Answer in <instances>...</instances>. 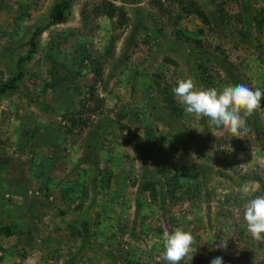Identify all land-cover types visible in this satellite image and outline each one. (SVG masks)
Listing matches in <instances>:
<instances>
[{
    "label": "rangeland",
    "instance_id": "374dc122",
    "mask_svg": "<svg viewBox=\"0 0 264 264\" xmlns=\"http://www.w3.org/2000/svg\"><path fill=\"white\" fill-rule=\"evenodd\" d=\"M59 1L0 0V83L23 73L0 98V227L16 234L0 237V264H167L163 233L178 228L193 258L264 264L240 193L261 192L264 98L237 137L172 92L204 87L200 67L218 91H264V0H78L51 26Z\"/></svg>",
    "mask_w": 264,
    "mask_h": 264
},
{
    "label": "clouds",
    "instance_id": "9594fccd",
    "mask_svg": "<svg viewBox=\"0 0 264 264\" xmlns=\"http://www.w3.org/2000/svg\"><path fill=\"white\" fill-rule=\"evenodd\" d=\"M172 92L177 102L183 107L185 115H191L197 120L206 119L209 127L223 128L239 137L240 130L245 125L244 117L254 114L262 106L264 91L253 90L241 83L225 86L222 91L214 87L198 86L193 78L179 79ZM257 189L254 182L245 181L240 187L244 204L243 219L247 232L257 240L264 239V195L254 196ZM163 251L161 259L167 264H181V261H191L192 245L195 242L191 232L176 229L169 233L165 231L162 237ZM227 241L221 239L210 250L227 249ZM211 264H224L222 257H215Z\"/></svg>",
    "mask_w": 264,
    "mask_h": 264
},
{
    "label": "trees",
    "instance_id": "16d2710c",
    "mask_svg": "<svg viewBox=\"0 0 264 264\" xmlns=\"http://www.w3.org/2000/svg\"><path fill=\"white\" fill-rule=\"evenodd\" d=\"M77 1L78 0H60L59 2H57L55 4V6L52 8V13L50 15L49 25L53 26V25H57L59 22H63L68 16H70L72 14V8ZM110 7L111 8H109V9L107 8L108 18L114 19V17H116V15H119L118 20H119L121 25H124L127 22V19H126V16L124 15V13L120 12L119 9L114 8L112 5H110ZM196 11H199V10H196ZM83 15H86V14L83 13ZM256 23H257L259 28L262 27V25H263L262 20L261 21L256 20ZM42 32H43V29H41V28L34 32L33 39L30 42L31 47H32V52H31L30 56L28 57V59H31V57L34 53V50L36 49V46H37L36 40L41 36ZM167 62L173 63L171 60H167ZM19 63H23V60H20ZM199 70H200V73H199L200 74V81L203 83V85L205 84L204 87L205 88L214 87V85L211 84L209 81V72H207V69L204 67H200ZM93 71L95 72V74L97 76H99L102 72L100 69H98L96 67ZM56 72L60 73V70L57 69ZM22 75H23V73L19 74L18 76L12 78L10 80V82H8V83H0V98L3 97L7 92H11V91H14L17 89L18 83L22 80ZM166 100L168 101V103L171 104V107L173 109L176 108V106H175L176 101L173 98L172 94H168L166 96ZM74 123H76V122L73 121V124ZM254 127H256V129L258 131V138H262V132H264V127L261 128L258 123L254 124ZM212 142L215 143V142H217V140L213 139ZM258 182L261 186V192L258 194V196H259V195H262V193H264V178H258ZM151 186H152V189L154 190V192L151 194L154 198H157L156 195H158V194H157L156 186L154 184H152ZM179 188L181 190L183 187L179 186ZM184 196H187V193ZM2 209H1V211H2ZM10 229L12 230L11 232H10ZM14 229H15L14 225L9 226V227H4V228L0 227V237L4 236V237L9 238L11 236H15L16 234L13 232ZM22 233H23V230L20 229V231L17 234V237H18V235H20ZM215 254H216V252L213 251L212 252L213 256H211L209 258H199L198 256H195L193 258L194 264H211V261L214 258Z\"/></svg>",
    "mask_w": 264,
    "mask_h": 264
}]
</instances>
